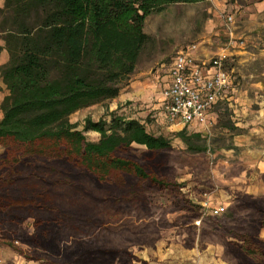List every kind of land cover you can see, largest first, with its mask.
<instances>
[{"label":"trees","instance_id":"obj_1","mask_svg":"<svg viewBox=\"0 0 264 264\" xmlns=\"http://www.w3.org/2000/svg\"><path fill=\"white\" fill-rule=\"evenodd\" d=\"M198 1L3 0L1 243L41 264H153L132 246H151L178 225L194 235L196 221L205 220L202 238L219 242L233 264H264V197L237 194L224 214L203 217L177 181L178 151L168 137L119 108L109 119L86 118L81 129L69 120L119 95L149 38V15ZM221 127L235 129L230 121ZM190 128L174 133L187 153L214 150L205 133ZM89 131L98 139L88 140ZM107 216L150 223L131 237L111 230Z\"/></svg>","mask_w":264,"mask_h":264},{"label":"rangeland","instance_id":"obj_2","mask_svg":"<svg viewBox=\"0 0 264 264\" xmlns=\"http://www.w3.org/2000/svg\"><path fill=\"white\" fill-rule=\"evenodd\" d=\"M2 4L3 0H0V7ZM227 15H232V23L225 21ZM143 30L149 38L140 52L134 72L128 76L119 92L120 97L121 94L122 97L132 94L135 98L125 100V103L122 100L119 102L121 106L117 104L119 112L128 116L133 114L135 109L149 110L153 105H157L159 83L164 80L172 57L192 44L197 46L194 53L196 57H212L223 49L227 50L229 58L226 69L232 73V87L229 92L231 94L237 85L235 77L240 78L239 72H236V68L240 67L239 60L242 58L245 64L249 62V69L257 71L259 61L264 58V0H199L188 4H170L162 11L149 15L145 19ZM236 51L241 53H235ZM128 85L131 86L127 88ZM112 103L114 101L110 100L79 110L72 114L69 120L81 129L86 118L97 121L106 116L109 119L108 113L115 110H110ZM214 117L215 123L208 129L190 128L202 131L208 136V142H214V150L202 154L187 153L185 145L174 137L177 131H171L158 123L146 127L148 131L171 140L172 146L178 151L177 181L195 201L198 200L200 209L204 201L217 205L209 198L210 194L225 191L231 194L232 199L228 206L218 205L226 206V212L237 194L264 197V171H260L259 162L251 156L254 150L264 151V126L261 125L260 130L254 128L256 124H249L248 127L238 130L221 127L223 122L236 123L243 119L225 104L216 109ZM145 118L146 116H143L139 119ZM86 137L95 141L98 134L86 132ZM107 218L111 230L131 237L150 223V220L134 216ZM175 219V214L169 215L170 221ZM204 221H196L197 229L194 235L190 234L186 226H173L160 231V239L155 244L132 246L131 249L139 259L153 264H203L202 261L212 264L210 259L203 258V255L210 251L214 252L210 254L214 259L217 255L216 259L223 264H233L224 256L223 246L219 242H209L207 238H202L201 230L207 228ZM31 222L27 220L24 223L29 231H32ZM108 236L113 238L114 234L108 233ZM261 237L264 241V229L261 231ZM190 243H193L192 247L187 246ZM14 244L20 245L17 241ZM0 261L3 264H41L24 259L17 251L1 242Z\"/></svg>","mask_w":264,"mask_h":264},{"label":"built area","instance_id":"obj_3","mask_svg":"<svg viewBox=\"0 0 264 264\" xmlns=\"http://www.w3.org/2000/svg\"><path fill=\"white\" fill-rule=\"evenodd\" d=\"M233 22L232 15L225 17ZM195 44L178 51L171 59L160 90V113L168 125L202 127L211 125L209 114L214 106L228 97L232 87V73L226 69L227 50L209 58L194 56ZM224 205L201 203L202 215L220 216Z\"/></svg>","mask_w":264,"mask_h":264},{"label":"crops","instance_id":"obj_4","mask_svg":"<svg viewBox=\"0 0 264 264\" xmlns=\"http://www.w3.org/2000/svg\"><path fill=\"white\" fill-rule=\"evenodd\" d=\"M235 53H241L240 51H236ZM197 58L201 59V58H209L206 55H198ZM7 60V53L6 51L1 52L0 54V65L5 63ZM244 60L241 58L239 60V65L240 67L236 68V72L238 73V76H240V78L237 76L236 78V88L235 90L228 95V97L225 100H222L220 102H218L217 104H225L227 105V107L233 109V113L237 114V115H241V117L243 118L241 121L236 122V123H231L233 125V127H235V130H238L239 128H246L248 127L249 124H256L254 128L256 129H261V125L264 126V58L262 60L259 61L260 66L259 69L257 71H251V68L249 69V62L248 63H243ZM164 81V80H163ZM159 83V97L157 98L158 103L157 105H151L152 108L149 110H143V111H139V110H133V114L130 115V117L139 119V118H143V116H146V118H150V121H145L141 120V122H145L146 126H154V123H158L162 126H165L167 129L171 130V131H179L183 128V125L180 124H176V125H168L162 118L161 113H160V101H161V96H160V90H161V86L162 83ZM131 85H128L127 88H129ZM8 92L5 89L4 84L1 81L0 78V103L1 100L3 99V97L5 95H7ZM131 99H135L134 97H132V94L130 95H125L121 97L120 95L117 96L116 98L112 99L114 101V103H112V106L110 107V110L113 109H117V104H119L120 106L122 105L121 102L122 100L125 103V100H131ZM216 104V105H217ZM216 105L214 107H216ZM141 107H139L140 109ZM144 108V107H143ZM152 109H155L154 111H152ZM215 108L212 109L211 113L209 114V118L211 120V125L215 123ZM2 117V112L0 110V119ZM92 133H96L93 131H89ZM251 156L254 157L256 159L258 163V167L260 169L261 172L264 171V151L262 150H254V152H251ZM209 198H211L214 202H216L217 204H224L227 205L230 203L232 196L229 193H226L225 191H218L217 193L213 192L212 194H210ZM217 253H219L217 251ZM216 253V254H217ZM210 254H214L213 251L207 252L205 253V255H203V258L209 260L210 262H212V264H223L219 259L217 260L216 257H218L216 255L215 259L214 257H211ZM206 256V257H205ZM210 256V257H209ZM202 257V256H200ZM201 262V261H200ZM203 264H207L206 261H202ZM0 264H3L2 261H0Z\"/></svg>","mask_w":264,"mask_h":264}]
</instances>
